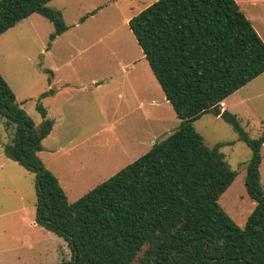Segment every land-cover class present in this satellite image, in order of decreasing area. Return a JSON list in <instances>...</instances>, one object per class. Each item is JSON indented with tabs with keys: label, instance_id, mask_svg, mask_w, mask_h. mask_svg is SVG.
Wrapping results in <instances>:
<instances>
[{
	"label": "trees",
	"instance_id": "1",
	"mask_svg": "<svg viewBox=\"0 0 264 264\" xmlns=\"http://www.w3.org/2000/svg\"><path fill=\"white\" fill-rule=\"evenodd\" d=\"M49 1L0 0V34L36 12L52 22L53 40L67 26ZM128 26L179 123L72 202L38 156L53 120L38 101L35 124L0 74V114L15 124L3 153L36 174L35 222L71 250L52 264H264V123L250 137L234 113L219 115L251 151L244 184L255 206L243 226L218 203L236 171L193 125L264 71V41L236 0H154Z\"/></svg>",
	"mask_w": 264,
	"mask_h": 264
},
{
	"label": "rangeland",
	"instance_id": "2",
	"mask_svg": "<svg viewBox=\"0 0 264 264\" xmlns=\"http://www.w3.org/2000/svg\"><path fill=\"white\" fill-rule=\"evenodd\" d=\"M153 1L50 0L47 5L60 10L67 26L53 40L49 39L52 22L36 12L0 34V74L17 102L38 124L40 101L46 117L54 121L38 156L56 175L69 202L144 154L179 123L155 77L151 104L132 78L143 64L150 69L128 19ZM237 2L264 41V0ZM133 59L141 60L131 71ZM51 72L54 91L60 92L39 99L48 90ZM217 108L234 113L247 134L257 137L264 123V71L193 122L205 145L222 144L220 150L236 171L218 203L243 226L255 206L244 184L251 151L217 115ZM14 131L15 124L0 114V264L68 260L71 250L66 240L31 225L36 174L3 153ZM259 172L264 189V144Z\"/></svg>",
	"mask_w": 264,
	"mask_h": 264
},
{
	"label": "crops",
	"instance_id": "3",
	"mask_svg": "<svg viewBox=\"0 0 264 264\" xmlns=\"http://www.w3.org/2000/svg\"><path fill=\"white\" fill-rule=\"evenodd\" d=\"M236 2H237V0H236ZM238 3V2H237ZM143 53V52H142ZM143 58H144V55H143ZM140 60L141 59H133L131 62H129V64H130V69H131V71H133L137 66V64L138 63H140ZM149 66V65H148ZM150 69V68H149ZM126 71H127V68H126ZM135 75H133V80L135 81V83H137L138 84V88H139V91L141 92V93H144L145 94V98H144V100L146 101V100H150V104L151 103H153V101H154V99H153V97H152V95H153V89H154V86H155V82H154V78L153 77H155L154 75H153V73L151 72V70H148V68H147V66L146 65H144L143 64V66L139 69V70H135L134 72H133ZM51 77H50V82L48 83V85H47V88L49 89H52V95L51 96H56L59 92H60V90H59V88H57V89H55V91H54V85H53V83H56V82H54V75H53V73L51 72ZM156 79V78H155ZM157 81V80H156ZM131 91V90H130ZM131 94L133 95V92L131 91ZM122 93H119V97H122ZM44 98V97H43ZM164 100L165 101H167L166 99H165V96H164ZM168 102V101H167ZM223 101H221L220 103H222ZM140 104L142 105H146V104H144V101L143 100H141L140 101ZM221 110H223V109H221ZM218 115V114H217ZM53 124H54V121H53ZM52 128H53V126H52ZM152 145V144H151ZM42 149H43V145H42ZM42 149L40 150V151H42ZM39 151V152H40ZM34 206H35V204H34ZM31 225H37V223L36 222H32L31 223ZM41 227V226H40ZM23 245V244H22Z\"/></svg>",
	"mask_w": 264,
	"mask_h": 264
},
{
	"label": "water",
	"instance_id": "4",
	"mask_svg": "<svg viewBox=\"0 0 264 264\" xmlns=\"http://www.w3.org/2000/svg\"><path fill=\"white\" fill-rule=\"evenodd\" d=\"M215 111H216V113H217L218 115H220L221 112H222V110H221L220 108H217ZM75 262H76V259H74V260L72 261L71 264H75Z\"/></svg>",
	"mask_w": 264,
	"mask_h": 264
}]
</instances>
